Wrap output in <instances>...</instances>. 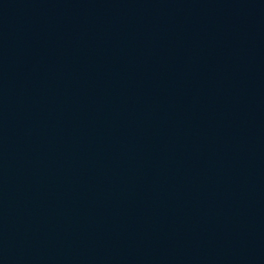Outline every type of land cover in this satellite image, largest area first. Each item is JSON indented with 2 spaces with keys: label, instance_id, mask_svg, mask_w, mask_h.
<instances>
[{
  "label": "water",
  "instance_id": "1",
  "mask_svg": "<svg viewBox=\"0 0 264 264\" xmlns=\"http://www.w3.org/2000/svg\"><path fill=\"white\" fill-rule=\"evenodd\" d=\"M0 264H264V0H0Z\"/></svg>",
  "mask_w": 264,
  "mask_h": 264
}]
</instances>
